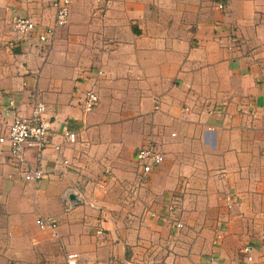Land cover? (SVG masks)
<instances>
[{
	"label": "crops",
	"instance_id": "crops-1",
	"mask_svg": "<svg viewBox=\"0 0 264 264\" xmlns=\"http://www.w3.org/2000/svg\"><path fill=\"white\" fill-rule=\"evenodd\" d=\"M49 1L0 0V134L35 98L49 133L38 162L22 151L36 182L0 151V264H238L244 244L264 264V0H69L49 45L17 38ZM147 143L162 161L142 176Z\"/></svg>",
	"mask_w": 264,
	"mask_h": 264
},
{
	"label": "built area",
	"instance_id": "built-area-1",
	"mask_svg": "<svg viewBox=\"0 0 264 264\" xmlns=\"http://www.w3.org/2000/svg\"><path fill=\"white\" fill-rule=\"evenodd\" d=\"M69 0H50L49 6L52 10V19L48 26L43 30H35L36 23L30 19H18L15 18L11 22V28L17 38H23L34 34L35 39L41 46H47L50 44L53 32L56 28L63 26L66 23L68 13ZM220 4L216 5V9H221ZM262 58L264 55L262 54ZM257 84L264 90V78H258ZM97 103V96L92 90H86L83 93L81 108L84 113H88ZM12 107L11 101L6 104V109ZM7 111V110H6ZM43 112V105L36 98L30 108L29 115L27 117L13 116L10 122L7 124L5 131L0 134V151L5 148L6 154L10 159L12 166L19 172H22L21 176L23 180L36 182L41 179L42 172L37 166L33 169L24 170L22 151L24 147L32 146L36 150L37 162L39 161L40 152L47 145V137L49 135L47 126L41 122L40 115ZM215 112H220L215 110ZM173 134H170L172 136ZM61 139L67 144H73L75 141V134L64 131L60 135ZM54 150H58L56 146H53ZM134 163L138 166L140 174L143 176L148 173L152 168L158 166L162 161L161 151L155 144H143L136 148L132 155ZM62 165H66L65 160L61 161ZM108 173L107 169H104L101 177L104 178ZM66 191H72L67 188ZM61 201L64 203V211H67L73 202L67 199L66 192L62 194ZM170 203L166 206V212H170L174 206V198L170 197ZM226 207L229 208L231 201L226 197ZM178 228L180 225L175 223L173 225ZM36 227L40 231H47L50 237L55 236L56 222L52 218H38L36 220ZM241 260L238 264H251V246L244 244L240 248ZM74 253H66L64 256L65 264H74ZM209 264H220L213 258L209 259Z\"/></svg>",
	"mask_w": 264,
	"mask_h": 264
},
{
	"label": "water",
	"instance_id": "water-1",
	"mask_svg": "<svg viewBox=\"0 0 264 264\" xmlns=\"http://www.w3.org/2000/svg\"><path fill=\"white\" fill-rule=\"evenodd\" d=\"M68 198L70 199V200H72L73 198H72V196H68Z\"/></svg>",
	"mask_w": 264,
	"mask_h": 264
}]
</instances>
